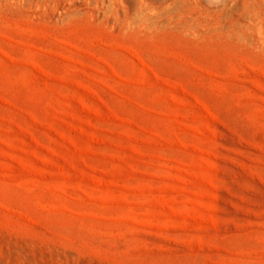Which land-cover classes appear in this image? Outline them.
I'll use <instances>...</instances> for the list:
<instances>
[{
    "label": "rangeland",
    "instance_id": "1",
    "mask_svg": "<svg viewBox=\"0 0 264 264\" xmlns=\"http://www.w3.org/2000/svg\"><path fill=\"white\" fill-rule=\"evenodd\" d=\"M0 264H264V0H0Z\"/></svg>",
    "mask_w": 264,
    "mask_h": 264
}]
</instances>
